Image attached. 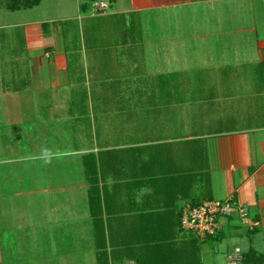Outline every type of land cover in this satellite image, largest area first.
Listing matches in <instances>:
<instances>
[{"label": "crops", "instance_id": "obj_1", "mask_svg": "<svg viewBox=\"0 0 264 264\" xmlns=\"http://www.w3.org/2000/svg\"><path fill=\"white\" fill-rule=\"evenodd\" d=\"M98 1L76 0L72 11L57 19L29 21L24 30L30 51L27 82L0 86V135L8 138L0 163H23L25 172L32 171V194L40 198L59 186L55 184L72 163L84 172L83 195L64 200L55 194L52 205L42 199L50 207L48 219L21 248L0 247L1 252H16L17 264H100L86 156H95L99 168L102 154L112 173L101 186L112 209H124L128 233L138 236L134 240L151 233L171 238L175 264H264V0H107L105 12L95 9ZM200 7L227 28L223 50L215 56L227 60L223 68L211 67V81L199 85L176 78L159 83V76L183 70H151L153 51L145 46L155 42L144 35L145 50L137 54L130 44L118 45L123 40L119 33L93 29L97 19L115 14L136 13L142 19L146 13L178 15ZM47 21L71 24L50 30ZM35 25L42 28L41 43L32 45L37 30L29 27ZM181 42L175 36L160 43L166 50L177 43L180 51ZM119 59L126 64L114 61ZM199 126L207 131L198 133ZM41 147L62 155L44 165L35 158ZM17 198L11 196L10 202L17 204ZM205 199L241 203L248 208V222L235 213L220 219L214 236L186 233L182 207ZM131 220L142 227L138 233ZM69 223L70 229L58 226ZM134 249V254L121 251L120 260H111L108 247L110 264H138L143 246ZM236 250L239 259L233 263L230 256Z\"/></svg>", "mask_w": 264, "mask_h": 264}, {"label": "rangeland", "instance_id": "obj_2", "mask_svg": "<svg viewBox=\"0 0 264 264\" xmlns=\"http://www.w3.org/2000/svg\"><path fill=\"white\" fill-rule=\"evenodd\" d=\"M101 1L107 4V0ZM75 2L76 0H43L40 6L33 9H19L12 11L7 6L9 0H0L1 88L9 89L15 87L17 84L20 86L27 82L26 78L29 76L30 51L27 46L29 42L24 31L26 24L29 21H38L45 18L51 19L56 17L57 19L58 16L64 15L67 10H70ZM94 7L95 9L97 8V6ZM107 7L108 5L96 10H98V12H105L108 9ZM137 20H139V22L142 20L144 23L143 29L142 27L140 29L142 31V36L144 35L146 40L149 39L155 42L153 43V46L145 44L148 47L145 46L147 50L151 48L153 51L151 57L149 56V68L151 70H173V68L178 69V67H180L183 70V73L176 74L174 76L176 79H182V83L199 85L211 81V67H224L227 59L215 56L223 50L221 46L222 41L225 36H227V28L225 29L223 27V23H221L222 20L220 21L219 17H211V11L207 7H200L196 11L194 8L183 9L178 15L166 14L165 16L160 14V12H151L149 14L146 13L142 19L138 15ZM110 22L111 19H105L103 21L104 25L108 27ZM70 24L69 21H61L58 23L48 22L45 24V28L50 30L54 29L56 26L66 28V26L69 27ZM33 27L37 31L34 32V36H31V44H40L41 38L38 37V35L42 28L38 25L29 28L33 29ZM220 31H223V33ZM111 33L112 32L110 31L107 35H110ZM175 36H177L178 39H182V42L178 45L180 46L182 44V50H176L177 43H172V46H174L173 49L166 50V45L163 48L162 43H160L161 40ZM213 44L216 48L213 47ZM138 48L141 49L140 54H142L145 50L143 42L139 47L137 46L135 48V51ZM154 53L155 55L158 54L159 57L156 58ZM139 55H137V62L144 67L145 65L142 62V57ZM114 61H117L120 65L126 64L121 59ZM116 70H120V66H117ZM205 127L199 126L198 133L207 131V128ZM7 146L8 138L0 135V154L3 153V150L7 149ZM66 163L69 164V161L66 160ZM76 163L74 162L71 164L73 167L70 169V172L67 170L66 174L62 172V175L66 177H62L61 179L63 181L55 184L59 186H54V190L51 191V194L46 197L44 195L43 198L33 196L32 190L35 186H33L34 181L32 180V171L25 172L26 168L23 167L25 166L23 163L22 165H3V163H0V242L2 243L0 244V247H10L15 249V246L18 245V247L21 248V244L28 242L32 237L33 229L38 228L37 226L39 224H43V222L48 219V213L50 212L48 210L50 209L49 205H52L51 200H54L55 194H61L64 200L71 195H83L80 186L83 179L81 176L84 175V172ZM70 187L72 188V191L69 190L68 193L61 191L62 188L67 189ZM14 195L19 196V198H17V204L10 202L12 200L10 197ZM42 199H47L50 202L49 205L48 203L41 201ZM35 201H37V203H35ZM54 204L62 205L61 203ZM65 205L69 206V204ZM70 225L71 224L69 223L58 226H60L59 228L67 226L64 228L70 229ZM41 227L43 228L44 226L41 225ZM59 237H61V234ZM1 251L2 249L0 250V256L2 254V258L4 259L3 264H17L16 252ZM17 252L21 255L25 253L21 251ZM25 261L26 259L22 262Z\"/></svg>", "mask_w": 264, "mask_h": 264}, {"label": "trees", "instance_id": "obj_3", "mask_svg": "<svg viewBox=\"0 0 264 264\" xmlns=\"http://www.w3.org/2000/svg\"><path fill=\"white\" fill-rule=\"evenodd\" d=\"M39 3L40 0H9L7 6L10 10L15 11L31 8ZM137 17L138 14L132 13L129 14V16L127 14H115L109 17L99 18L96 21L97 25H95L93 29L97 30L100 34H102L103 31L106 33L109 31L117 32L123 39L118 45L130 44L136 48L141 45L143 40L142 31L140 30L141 22L137 20ZM105 19H111L110 23L116 25H109V27L104 25L103 21ZM114 19L116 20L115 22H113ZM136 51L138 54L141 52V49L138 48ZM174 76L175 74L161 75L158 78L159 83L173 82ZM86 158L87 161L89 160V162H87V172L90 179V210L95 228L97 248L101 249L99 263L110 264L109 253L107 251L108 247L112 248L110 252L111 260H120L122 257L121 251L134 254V246L139 244L140 249L142 246L143 249L140 250V257L136 258L138 264H175V255L171 253V251H174L173 245L171 244L172 242H170L171 238L162 236L158 233H151L150 235L142 236L143 239L134 240V238L138 237L136 236L137 234L128 233L130 219L126 216H122L124 215V209H112L110 201L107 198V189L105 186H101V180L103 181L108 178L107 175L112 173L111 170L107 169L104 155H99V168L95 156L88 155ZM105 215H107L106 218ZM115 226H117V229H115ZM131 226L132 230H135L136 233L139 231L138 228H142L140 224L136 225L134 220H131ZM115 230H117V233ZM156 230L160 231L158 229ZM118 231L121 233L119 234ZM129 257L134 259V255Z\"/></svg>", "mask_w": 264, "mask_h": 264}, {"label": "built area", "instance_id": "obj_4", "mask_svg": "<svg viewBox=\"0 0 264 264\" xmlns=\"http://www.w3.org/2000/svg\"><path fill=\"white\" fill-rule=\"evenodd\" d=\"M96 5L98 8L107 6L103 1H98ZM235 213H239L241 219L248 222V208L232 199H205L196 204L186 203L182 207L181 227L186 233L195 234L200 238L214 236L221 228L220 219ZM239 254V250H236L231 254L230 260L235 263Z\"/></svg>", "mask_w": 264, "mask_h": 264}, {"label": "clouds", "instance_id": "obj_5", "mask_svg": "<svg viewBox=\"0 0 264 264\" xmlns=\"http://www.w3.org/2000/svg\"><path fill=\"white\" fill-rule=\"evenodd\" d=\"M62 153L59 150L53 151L48 147H41L39 154L35 157L43 162L44 165H49L54 159L60 158ZM33 157H28L32 159Z\"/></svg>", "mask_w": 264, "mask_h": 264}]
</instances>
